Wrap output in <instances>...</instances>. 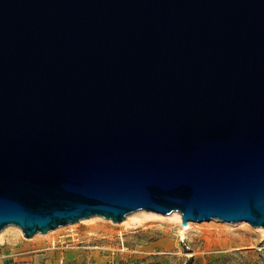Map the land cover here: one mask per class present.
Returning <instances> with one entry per match:
<instances>
[{"label":"water","instance_id":"95a60500","mask_svg":"<svg viewBox=\"0 0 264 264\" xmlns=\"http://www.w3.org/2000/svg\"><path fill=\"white\" fill-rule=\"evenodd\" d=\"M140 209L264 228V0H0V232Z\"/></svg>","mask_w":264,"mask_h":264},{"label":"rangeland","instance_id":"374dc122","mask_svg":"<svg viewBox=\"0 0 264 264\" xmlns=\"http://www.w3.org/2000/svg\"><path fill=\"white\" fill-rule=\"evenodd\" d=\"M172 213L140 209L121 222L94 215L32 237L9 225L0 264H264L263 227L212 218L184 231Z\"/></svg>","mask_w":264,"mask_h":264},{"label":"bare ground","instance_id":"6f19581e","mask_svg":"<svg viewBox=\"0 0 264 264\" xmlns=\"http://www.w3.org/2000/svg\"><path fill=\"white\" fill-rule=\"evenodd\" d=\"M172 214H174V218H172V219H176L178 222H180L181 223V219H182V216H181V214H180V212H175V213H172ZM151 217H152V215H150ZM173 216V215H172ZM243 223V222H242ZM187 224H189V227H190V225L192 224V222H188ZM73 224H69V225H67V226H72ZM183 225V224H182ZM67 226H63V227H67ZM184 226V225H183ZM245 228H247V226L245 227ZM57 229H60V227H58ZM57 229H55V231L57 230ZM262 229V228H261ZM183 230L184 231H188L189 230V228H187V227H183ZM53 230H51V232H52ZM51 232H49V233H51ZM49 233H48V235H49ZM37 235V234H36ZM39 235V234H38Z\"/></svg>","mask_w":264,"mask_h":264}]
</instances>
